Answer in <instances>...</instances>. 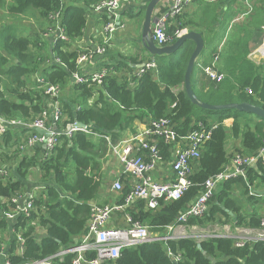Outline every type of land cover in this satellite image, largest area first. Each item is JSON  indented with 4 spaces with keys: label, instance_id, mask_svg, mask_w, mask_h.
I'll return each mask as SVG.
<instances>
[{
    "label": "trees",
    "instance_id": "trees-1",
    "mask_svg": "<svg viewBox=\"0 0 264 264\" xmlns=\"http://www.w3.org/2000/svg\"><path fill=\"white\" fill-rule=\"evenodd\" d=\"M98 1L0 0V117L7 121H32L41 114L48 96L35 78L39 74L46 83L58 84L63 89L60 101L64 117L58 123L59 130L65 129L69 123L81 122L90 126L92 131L90 134L78 131L71 138L60 133V143L50 155L46 156L45 150L37 147L31 158L17 161L16 172L11 173L9 178L0 176V255L6 254L10 264L32 263L81 243L82 236L87 232L92 204H99L102 200L100 190L105 181L104 164L112 146L123 141L127 130L135 131L136 121L149 120V123L167 118L179 138L201 124L208 128L215 126L211 138L203 146L201 157L194 162L197 164L191 175L192 186L180 199L160 200L156 209L148 208L145 201L139 199L125 212L134 221L147 225L151 232L161 236L166 234L167 226L174 223L201 193L207 180L222 172L229 163L226 149L229 133L225 120L232 119L233 134L242 136L241 150L238 152L252 155L262 146L263 118L234 108L203 109L188 97L184 84L188 61L195 48L192 40L186 41L177 53L153 55L157 62L156 69L142 76H132L134 86L128 80V74L134 71L130 62L139 63L140 59L122 54L112 67H107V76L101 84L91 78L83 83L73 82L72 74L81 71L77 64L79 58L84 54H93L98 43L86 49L71 50L72 42L83 36L89 7ZM214 9L212 1H205L202 16L188 21L183 13L168 28V33L173 36L177 28H189L204 34V16L212 18ZM55 13H61V23L68 40L57 41L48 56L40 46L38 35H21V31L9 24L12 20L30 19L42 27V33L50 35L49 28L55 23L52 19ZM138 13L144 14V9ZM242 43L243 40L239 41L236 51L230 55L236 60L226 64L227 74L204 94L196 87L195 66L191 85L201 100L210 104L247 102L264 108V66L259 74L253 63L238 61L245 58ZM55 56L62 63H46L47 58ZM123 71H128V74H119ZM65 88L69 94H65ZM247 88H252L253 94H248ZM94 94H99V98L90 104L89 100ZM13 128H19L15 136L11 134ZM27 133L28 129L22 126H9L5 133H0V150L20 146L23 135ZM159 147L163 158L170 160L172 157L163 140H159ZM3 157L7 158V155L0 151L2 163ZM32 169H38L37 181L43 187L35 197L32 217L21 215L15 221L10 220L8 214L16 208L10 199L25 193L31 184L27 179ZM126 180L125 187L118 195L111 193L102 203H123L130 191ZM254 181L259 182L258 187L264 188L262 161L256 169H248L245 178L237 177L223 185L228 187L235 183L240 187L243 184L250 199L263 197L250 194L248 188ZM225 193L223 187L209 205L220 201ZM7 200L10 201L9 205ZM214 212L215 207L212 206L206 212L190 217L187 226H209L215 221ZM125 213L117 216L116 224L119 227L126 225L122 220ZM261 219L255 214L250 224L246 225L258 227ZM35 220L36 224L33 223ZM38 228L43 233H38ZM17 232H21L24 240L22 253L17 251ZM5 236L8 237L7 246L3 247ZM199 243L202 249L198 247ZM173 256H179L180 260L175 262ZM210 257L216 260L215 264H264V241L236 246L233 239L226 237L201 242L193 237L157 240L124 248L110 264H214ZM72 258L73 255H66L63 261L53 260L52 264H71ZM0 264H5L4 258Z\"/></svg>",
    "mask_w": 264,
    "mask_h": 264
},
{
    "label": "built area",
    "instance_id": "built-area-1",
    "mask_svg": "<svg viewBox=\"0 0 264 264\" xmlns=\"http://www.w3.org/2000/svg\"><path fill=\"white\" fill-rule=\"evenodd\" d=\"M69 0H66L68 2ZM134 0H99L94 4L96 12L104 13L108 17V22L103 29V37L91 55H82L78 60V65L94 60L97 57L104 56L109 46L113 43L115 34L121 27L119 20L120 11L125 4ZM149 1V0H148ZM197 0H162L156 8V20L152 25L153 39L157 46L162 47L173 43L176 39L188 31V29L177 28L174 35L168 33V28L174 24L179 15H182L186 7ZM55 21L49 28V33L45 36H54L55 41H67L68 38L61 23V13H55L52 16ZM175 38V40H174ZM103 43V44H101ZM261 57H264V43L257 51ZM62 63L59 57L49 58L47 63ZM157 67L155 59L143 61L136 70L138 76H142L148 71ZM205 72L217 82L224 77L219 74L213 66L204 68ZM110 74V73H109ZM107 76V67L94 73L84 74L82 71H76L72 74L73 82L83 83L91 78L101 84L104 77ZM44 88L48 96L47 105L32 121H23L15 119L7 121L0 117V133H5L9 126H22L28 129L29 136L24 144L34 147L42 145L46 156L50 155L60 143V133L68 138L78 131L92 133L90 126H78L80 122L69 123L65 129L59 130L58 123L63 120V107L60 101L62 87L58 84L46 83L44 78L37 80ZM135 84L132 83L131 85ZM248 94H253L252 88L246 89ZM200 125L197 129L189 132L186 136L179 138L171 121L167 118L151 120L145 128L136 136L123 140L112 146L110 156L116 157L122 167V174L126 177L130 191L125 196L124 202L107 203L105 205H92L91 216L87 224V232L82 236L81 243L69 248H63L58 252L28 264H52L53 260L63 261L66 255H73L71 264H110L115 261L124 248L136 246L143 243L157 240H169L175 238V235L183 230L190 217L198 216L209 209V202L218 192L220 186L225 182L237 177H246L250 168L256 169L259 162L264 163V138L262 146L255 154L236 153L231 158L224 170L211 177L205 183L201 193L192 201L190 206L179 215L177 220L167 226L166 234L158 236L150 231V228L139 222L134 221L132 217L125 213L137 200L145 201L150 209L159 207V201H172L180 199L184 193L192 186L191 175L194 171V162L201 157L204 144L211 138L212 129ZM37 128L46 130L49 135L40 134ZM159 140H163L166 145H176L174 158L171 162V168L174 178L169 181H158L153 177V172L163 162ZM6 168L0 162V176L5 178ZM124 188L123 183L118 180L112 182L111 191L118 195ZM251 195H257L253 190ZM35 193L19 194L10 199L11 203L16 205L15 210L8 214L10 220L15 221L17 217L24 215L27 218L32 217L35 209ZM119 213H125L122 220L124 227H119L116 222ZM34 224L37 223L35 220ZM196 228L198 226H192ZM184 231V230H183ZM38 233H43L39 228ZM226 237L234 240L236 246H244L246 243L264 241V218L261 219L258 227H237L233 233L228 232V227L224 230L215 228L208 229L193 237L198 242L215 237ZM18 249L22 253L24 240L21 232H17ZM171 254V253H170ZM172 255V254H171ZM175 262L179 261V256H173ZM5 264H10L7 255L3 254Z\"/></svg>",
    "mask_w": 264,
    "mask_h": 264
},
{
    "label": "crops",
    "instance_id": "crops-1",
    "mask_svg": "<svg viewBox=\"0 0 264 264\" xmlns=\"http://www.w3.org/2000/svg\"><path fill=\"white\" fill-rule=\"evenodd\" d=\"M205 1H212L215 9L212 18L204 16L206 19L204 28L205 32L204 34H201L205 42L203 51L198 57L196 65V87L197 90L202 94L208 92L211 89V86L217 82L208 76L204 68L207 66H213L214 69L224 77V74H227L226 70L228 68L226 64L235 62L236 60L230 55L233 51H236V45L239 43V41L243 40L242 53H245V58H242L238 61H248L250 64L253 63L257 67V72L259 74L262 72L261 67L264 66V57H261L256 53L257 49L264 43V0H198L186 7L183 14L184 19L190 21L191 19L195 20L200 15L202 16L201 11ZM147 3L148 0H134L133 2L123 6L119 15L121 27L115 34L113 43L109 46V49L104 56L97 57L94 60L82 63L83 65L81 67V71L84 74L94 73L105 67H112L111 65H114L120 54L125 56H138L140 59L139 63L130 62V67L134 69V71H132L133 74H128V71L119 72V74L127 73L128 80L131 82V84L134 83L132 76L138 77L136 74L138 66L143 61L153 59V55H151L145 49L141 41V30L143 23H141L140 29H138V26H136L140 21V16L143 15V13L141 14L138 12L142 11L143 6L147 5ZM94 4L95 3L91 4L89 7V12L87 14V25L85 27L84 34L72 42L71 50L86 49L88 46L94 43L101 42L103 37L102 26L105 22H108V17L104 13L96 12L94 9ZM142 20H144V15ZM130 21H137V23L135 26L130 27ZM9 24L14 25L17 28V31H21V35H38V38L41 40L40 46H43L44 49V54L46 53V56H48L52 53L51 51L56 44L54 36H45V33H42V27L39 24L31 21L30 19L16 21L12 20L9 22ZM185 29H188V31H198L189 30V28ZM131 39L134 41H131ZM48 59L49 58L46 59V63ZM233 64L235 65V63ZM115 73L116 72H114V74ZM35 78L38 80L42 77L39 74H36ZM134 85L135 84L132 86ZM66 90L67 91H65V94H69V90ZM62 94L63 89L61 95ZM98 98L99 94H94V96L89 100V103H94L98 100ZM148 121L149 120L136 121L135 131L127 130L123 140L129 139L141 133L148 124ZM224 123L229 133L226 149L229 155L230 163L233 155L240 153L238 151L241 150L242 136L239 135L236 137L233 134L232 119H227ZM17 131L19 132V128H13L11 129V134L15 136ZM28 136L29 133L23 135V140L20 146L5 147V150H0L4 151L7 155V158L3 157V166L9 170V174L13 173L14 171L16 172L18 160L26 158L29 159L35 154L37 147L43 148L42 145L24 147ZM166 149L167 152H170L172 158L170 160L164 159L163 162L159 164L158 168L153 172V177L158 181H169L174 178L171 162L174 158L173 152L176 149V145H167ZM110 161H114V164H109ZM196 164L197 163H194V166ZM38 172V169H32L31 172H29V178L27 181H29L31 184L27 186L26 191L23 194L30 192L35 193L37 196V193L43 190V187H40L37 181L39 178ZM121 172L122 167L119 164L117 158L109 156L107 162L104 164L105 181H103L100 190L102 200L110 197L111 189L109 188V183L112 184V182L120 180L125 187L126 179L123 177ZM258 183V181H254L252 185H249V192L253 190L257 193L256 196L263 197L251 199L249 198L248 193H246L247 189L244 188L243 184L241 185V187H243L241 191L239 190V186L235 183L228 187H225L224 185L220 186L218 191L220 192L224 187L226 193L221 197L222 199L220 201L215 202L213 205H209V208L212 206L215 207V221L205 228L199 226L193 228L192 226L186 225V227L183 229L184 231L181 230L179 233H177L175 238L185 237L186 229H188L187 231H189L190 235H194L195 230L197 229L213 230L216 227H218L220 230H224V232L227 227H229L231 231H235L237 227H249L246 224H250L251 218L255 214L261 218H264V188L261 186L258 187ZM239 222L242 224L239 225ZM155 234L161 236L159 233Z\"/></svg>",
    "mask_w": 264,
    "mask_h": 264
},
{
    "label": "water",
    "instance_id": "water-1",
    "mask_svg": "<svg viewBox=\"0 0 264 264\" xmlns=\"http://www.w3.org/2000/svg\"><path fill=\"white\" fill-rule=\"evenodd\" d=\"M162 0H149L147 5L143 6L144 9V20L142 24L141 30V41L145 49L151 55H167L179 52L185 45L186 41L192 40L195 44V48L190 55L188 65L185 73V91L192 101L193 104L201 107L203 109H229L234 108L242 112L254 114L255 116H259L264 119V108L254 105L251 103L243 102V103H229V104H210L203 100H201L191 85V76L194 71L195 66L197 65V59L200 56L201 52L204 48V38L202 34L198 31H187L182 36H180L176 41L171 44L159 47L156 45L153 39V31L152 25L156 20V8ZM78 126L84 127L85 124L78 123ZM37 131L40 134L49 135V132L40 128H37ZM198 247L202 249L201 244H198ZM210 260L215 264L216 260L213 257H210Z\"/></svg>",
    "mask_w": 264,
    "mask_h": 264
},
{
    "label": "rangeland",
    "instance_id": "rangeland-1",
    "mask_svg": "<svg viewBox=\"0 0 264 264\" xmlns=\"http://www.w3.org/2000/svg\"><path fill=\"white\" fill-rule=\"evenodd\" d=\"M144 15V14H143ZM143 15L142 16H140V21L137 23V21H130L129 22V25H130V27H133V26H135L136 25V23L138 24V25H136V26H138V29H140V26H141V23H143ZM105 24H107V22H105L104 24H103V26H102V28L105 26ZM26 35H28V34H26ZM30 35V34H29ZM131 41H134L133 39H131ZM208 42V41H207ZM66 89V88H65ZM202 94V93H201ZM1 164L2 165H4L2 162H1ZM109 164H114V161H110L109 162ZM11 175L9 174V170L8 169H6V175H5V179H7V178H9ZM111 185L112 184H110L109 183V188L111 189ZM239 190L241 191L242 190V188H241V186L239 187ZM219 192V191H218ZM217 192V193H218ZM216 193V194H217ZM112 194H111V192H110V196H111ZM263 200H264V198H263ZM103 201L101 200L100 201V203L99 204H101ZM7 203H8V205L10 204V201L9 200H7ZM107 203H109V201L108 202H106L105 204H107ZM99 204H97V205H99ZM105 204H101V205H105ZM100 206V205H99ZM12 213V212H11ZM216 228H218V227H216ZM219 229V228H218ZM188 229H186V232H185V234L187 235V236H191L190 234H189V231H187ZM208 229H197V230H195V234L194 235H198L199 233H202L203 231L205 232V231H207ZM228 231L230 232V233H233L234 231H231V229L228 227ZM153 234H155L154 232H152ZM2 234V233H1ZM3 238V237H2ZM3 240H4V238H3ZM7 240H8V237L7 236H5V241H3V247H6L7 246ZM1 259H3V257H2V255H0V262H1Z\"/></svg>",
    "mask_w": 264,
    "mask_h": 264
},
{
    "label": "clouds",
    "instance_id": "clouds-1",
    "mask_svg": "<svg viewBox=\"0 0 264 264\" xmlns=\"http://www.w3.org/2000/svg\"><path fill=\"white\" fill-rule=\"evenodd\" d=\"M112 192V191H111ZM30 193V192H29ZM113 193V192H112ZM112 203V202H111ZM93 205V204H92ZM3 257V256H2Z\"/></svg>",
    "mask_w": 264,
    "mask_h": 264
}]
</instances>
